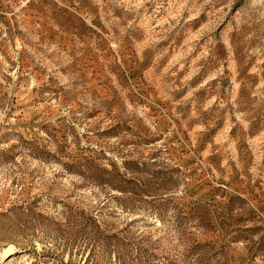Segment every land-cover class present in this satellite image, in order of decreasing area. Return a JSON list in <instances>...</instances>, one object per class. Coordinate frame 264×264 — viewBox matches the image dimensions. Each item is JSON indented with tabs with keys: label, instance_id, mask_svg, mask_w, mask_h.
<instances>
[{
	"label": "rangeland",
	"instance_id": "1",
	"mask_svg": "<svg viewBox=\"0 0 264 264\" xmlns=\"http://www.w3.org/2000/svg\"><path fill=\"white\" fill-rule=\"evenodd\" d=\"M0 264H264V0H0Z\"/></svg>",
	"mask_w": 264,
	"mask_h": 264
},
{
	"label": "bare ground",
	"instance_id": "2",
	"mask_svg": "<svg viewBox=\"0 0 264 264\" xmlns=\"http://www.w3.org/2000/svg\"><path fill=\"white\" fill-rule=\"evenodd\" d=\"M13 248L11 247V248H9V249H7V252H6V254H5V256L4 257H6V256H8V255H10V254H12L13 253Z\"/></svg>",
	"mask_w": 264,
	"mask_h": 264
}]
</instances>
